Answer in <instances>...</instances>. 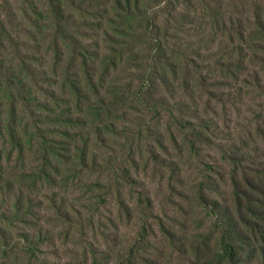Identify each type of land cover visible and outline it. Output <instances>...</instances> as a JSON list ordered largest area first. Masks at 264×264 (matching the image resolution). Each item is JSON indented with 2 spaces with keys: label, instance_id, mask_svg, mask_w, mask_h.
<instances>
[{
  "label": "rangeland",
  "instance_id": "374dc122",
  "mask_svg": "<svg viewBox=\"0 0 264 264\" xmlns=\"http://www.w3.org/2000/svg\"><path fill=\"white\" fill-rule=\"evenodd\" d=\"M258 20L264 0H0L16 127L87 151L49 166L5 146L0 264H264V205L242 233L226 221L264 170V64L232 55Z\"/></svg>",
  "mask_w": 264,
  "mask_h": 264
},
{
  "label": "trees",
  "instance_id": "16d2710c",
  "mask_svg": "<svg viewBox=\"0 0 264 264\" xmlns=\"http://www.w3.org/2000/svg\"><path fill=\"white\" fill-rule=\"evenodd\" d=\"M234 35L235 37L231 34L229 35L231 41L234 39L236 40L237 34L235 33ZM238 35L239 42L232 50V55L233 52L236 51L239 57L241 56L240 58L242 59V64H244V61L248 56L252 61L264 64V22L258 20L251 27L241 28ZM247 40L252 44H247ZM247 51H249L250 54H248ZM78 56H81L82 58L84 57L82 53H78ZM229 58L233 60L232 56H229ZM0 64L3 65V61H0ZM241 70L245 69L239 66L234 67L232 61L230 60L222 66V72L225 75V79L232 78L234 81H241L242 86H239L240 89L243 88V85H248L245 78L240 80V74L243 73L240 72ZM10 73H12L11 68H7L6 74L4 75L5 80L4 82H0V140L3 141L0 148V155L2 154V150L5 146L13 145L14 148H18L17 146H19L18 153L21 157L24 156L25 148L22 146V142L23 138L26 137L28 140V147H36L38 151L43 152L44 155L42 160H45L49 166H51L53 162H64L67 166H74V163L77 161L82 165H85L87 151L81 150L75 143H72L71 145L67 143L65 144L64 142L59 141L60 139H58V137H54L49 140L47 139L48 136L45 133L38 135L39 141H36L35 137H37V135H31L28 131H22L16 127L14 118L17 107L15 97L11 92L13 86L11 79H9ZM255 74H257V72ZM74 87L76 91H78V96H81L83 91L87 89L86 86V88L83 86L81 87L78 86L77 83H74ZM31 137H34V139ZM29 150L30 149H27V151ZM236 194L239 204V223L234 217L227 218L226 221L228 225L236 226L242 233L243 225H248V227H250L253 224L252 222L261 216V206L259 205H264V202L260 197L264 194V170H258L255 178L248 175L243 180H239L236 183ZM253 236V238L256 239V235L253 234ZM249 239V236L242 235L241 240H239L240 244H238L239 242H237V240H235V242L232 241L228 244L227 248L222 250L223 254H221V256L229 258V260L233 263H237V260L239 261V256L241 257V253L244 252L243 247H249ZM251 250V255L260 253L264 254V245L256 244L253 248H251Z\"/></svg>",
  "mask_w": 264,
  "mask_h": 264
}]
</instances>
